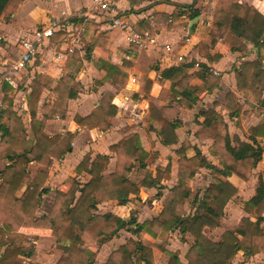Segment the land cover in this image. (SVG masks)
<instances>
[{
    "label": "crops",
    "instance_id": "1",
    "mask_svg": "<svg viewBox=\"0 0 264 264\" xmlns=\"http://www.w3.org/2000/svg\"><path fill=\"white\" fill-rule=\"evenodd\" d=\"M111 1L127 18L132 28L139 32H149L156 37L157 43L147 50L137 52L128 44L120 30L111 28L104 18L93 16L88 21L78 23L79 36L74 44L68 32L56 33L29 67L19 73V76L25 78L22 87H11L6 82L0 84V137L3 128L9 126L8 109L13 110L22 120L26 138L31 140L34 138L30 130L31 111L35 113V120L42 121L44 106L49 108L57 105L60 110L61 103L65 109L63 117L47 119L43 132L49 136L68 133L73 135L70 150L61 159L54 160L48 168V178L44 185L47 191L41 194V205L37 210L39 213H42V209L46 210L56 190H68L73 180L83 186L91 179V175L86 171H76L86 154L90 156V161L99 155H107L109 160L104 173L113 172L116 155L109 147L130 134H136L148 158L145 167L135 163L128 178L138 184L147 173L154 176L157 171H164L170 164L169 170L164 172L158 185L161 187L140 186L137 194L131 196L126 204L118 205L114 200L101 202L97 204V212H113L125 219L133 215L138 222L158 216L169 190L178 183V167L182 159L179 151L183 144L190 145L185 150L187 157L195 154L197 150L216 170H222L219 154L224 151L219 149V154L211 153L215 132L204 124V112L214 109L223 117L232 146H235V137L242 142L253 144L251 130L264 119V108L260 107L250 90L237 87L235 76L240 65L244 63L257 61L261 69H264V35L259 39V43H255L250 33L246 35L248 38L237 37L231 30L225 33L223 39L214 43L210 37L215 17H223L230 3L237 2L245 7H253L264 16V0ZM90 4L91 0H11L0 15V69L5 62L15 57L18 41L33 29L47 24L50 18L58 17L63 12L71 15L88 8ZM243 9L237 8L241 14L244 13ZM165 44L171 46V51L163 48ZM69 48L72 51H68ZM57 54L62 55L60 60H56ZM108 66L115 67L125 76L124 79L122 77V84L117 81L121 75H117L114 81L108 79ZM173 67H180L187 76L179 77L178 88L190 91L199 89L195 102L188 105V101L171 92L172 79H164L161 73ZM201 71L206 74L205 83L195 75ZM64 82L69 84L73 91V95L65 101V97L60 95ZM229 94L232 95L230 107L237 109L233 116L225 109ZM149 98L153 100L154 105L164 108L165 111L161 113L169 119L168 121H174L176 124L175 143L163 144L157 132L151 128ZM112 105L115 107V113L107 116V112L112 111L108 106ZM97 107L104 110L99 112L96 120L85 119L95 112ZM88 122L93 126H89ZM8 140L14 146L18 145V138L10 137ZM256 140L263 153L261 159L248 172L246 180L233 173L223 175L213 168L200 167L187 183L190 197L184 203V210L191 215L198 211L202 193L213 178L230 182L237 188V193L225 205L218 226L215 229H203V233L213 241H219L224 231L235 230L243 217L251 222L256 220L252 212L244 210L246 201L256 194L259 178L264 185V138L256 137ZM6 164L5 159L0 161L1 168ZM26 168L31 180L41 167L31 161ZM199 179L204 180L202 186L197 184ZM24 187L25 184L20 186L17 196H20ZM199 188L202 189L197 191ZM196 195L199 200L194 203ZM47 198L50 200L45 203ZM142 202L158 205L154 211L152 208L150 210L148 205L142 206ZM132 203L138 204V212L131 210L129 205H133ZM109 206H113V209H108ZM126 211L130 212L128 217ZM147 211L151 213L150 216L146 215ZM262 216L259 228L264 235V213ZM18 231L35 236L32 255L24 258L31 259L34 256L42 264H56L64 255L56 248V241L49 229L20 227ZM168 233L165 248L178 250L180 260L186 264L185 254L189 245L180 240L178 230ZM168 233L160 232L157 238ZM142 235L150 239L145 233ZM114 240L113 237L104 244L87 243L85 247L96 251V262L102 263L112 250L125 243L114 247ZM152 241L160 244L157 240ZM46 247L48 252L41 256L43 248ZM261 260L264 261V249L254 255L239 250L229 264H254V261Z\"/></svg>",
    "mask_w": 264,
    "mask_h": 264
},
{
    "label": "trees",
    "instance_id": "2",
    "mask_svg": "<svg viewBox=\"0 0 264 264\" xmlns=\"http://www.w3.org/2000/svg\"><path fill=\"white\" fill-rule=\"evenodd\" d=\"M10 1L0 0V15ZM237 8L238 10L244 8V13H239ZM229 30L234 31L237 37H247L246 35L250 33L255 43H259V39L264 35V16L253 7H245L237 2L230 3L223 17H215L212 23L210 30L212 43L223 39ZM108 70L110 71L108 79L114 81L117 75H121L117 81L122 84V77L124 79L125 76L113 66H108ZM204 74L203 71L195 73L203 83L206 82ZM161 75L164 79H172L171 92L174 95L188 101V105L196 101L199 89L190 91L178 88L179 77H187L180 67L165 69ZM235 76L237 87L250 90L260 107L264 108V94L262 95L264 69H261L260 63L253 61L240 65ZM6 84L13 87L7 82ZM64 84L60 89V95L65 97L63 101L73 95L70 85L65 82ZM231 98L232 95L229 94L225 109L233 116L237 109L230 107ZM149 102L151 128L157 132L163 144L175 143L176 124L162 115L164 108L154 105L151 98ZM56 106L43 107L42 121L35 120V113L31 111L30 130L34 136L31 140L26 138L27 133L22 120L13 110L7 111L9 126L3 128L0 137V161L5 159L7 162L5 166L0 167V264H24L23 258L32 255L35 236L20 233L18 231L20 227L50 230L56 241V248L64 254L56 264H152L156 258L155 250L167 255L166 264H183L178 250H168L164 243L156 244L142 235L145 233L154 239L160 232L175 230H178L180 240L189 245L185 254L186 264H229L239 250L254 255L264 249V235L259 228L264 213V185L261 178L256 194L246 201L244 206V210L252 212L256 220L251 222L248 218H241L237 228L224 231L219 241L210 239L203 233V229L205 227L215 229L218 226L225 205L237 193L235 186L219 178H213L204 189L200 201L198 202V195L194 197L193 202H198V211L194 215L185 212L184 203L190 197V190L187 187L189 179L200 167L216 170L197 150L195 154L187 157L185 150L190 147L188 143L183 144L179 151L182 159L178 167V183L169 190L158 216L138 222L133 215L125 219L113 212L98 213L97 204L114 200L118 205H124L131 196L137 194L140 186H158L164 172L169 170L170 164L164 171H157L154 176L147 173L138 184L129 180L128 176L135 163L145 167L148 158L136 134H130L109 147L116 155L113 172L104 173L109 160L107 155H99L90 161V156L86 154L76 167V171L78 173L86 171L91 175V179L83 186L73 180L68 190H56L48 212L38 215L41 194L47 191L44 185L48 178V168L54 160L61 159L70 150L73 137L69 133L49 136L43 132L47 119L63 117L65 109L62 108V103L60 110ZM108 107L112 111L107 112L109 113L107 116L114 115L115 107L113 105ZM103 110L104 108L97 107V110L85 119L96 120L99 112ZM203 116L204 124L215 132L211 153L219 154V149L224 151L223 154H219L222 170L216 171L223 175L233 173L246 180L248 172L261 159L263 153L256 137L264 138V119L251 130L253 144L242 142L235 137V146H232L223 117L214 109H208ZM88 124L93 126L89 122ZM10 137L18 138L17 146L9 142ZM31 161L36 162L41 168L30 180L26 165ZM22 184H25V187L20 196H17L16 193ZM122 229H129L135 235L136 238L130 240L133 247L129 248L127 244H122L111 251L106 261L97 263V252L87 249L85 245L104 244ZM27 243L30 244L28 247L24 245Z\"/></svg>",
    "mask_w": 264,
    "mask_h": 264
},
{
    "label": "built area",
    "instance_id": "3",
    "mask_svg": "<svg viewBox=\"0 0 264 264\" xmlns=\"http://www.w3.org/2000/svg\"><path fill=\"white\" fill-rule=\"evenodd\" d=\"M93 16L104 18L111 28L120 30L125 35L128 44L137 52L147 50L157 43L156 37L149 32H139L132 28L113 1L91 0L88 8L71 15L63 12L60 16L50 18L47 24L36 27L27 36L21 38L17 43L18 52L15 57L5 62L0 69V84L7 82L13 85L19 73L29 67L37 55L51 42L56 33L68 32L74 44L79 36L78 23L88 21ZM74 32L76 33L74 34ZM163 48L168 52L171 51V46L168 44L163 45ZM67 50L72 51L71 48ZM61 57V54H57L56 60H60ZM214 73L217 74V72ZM132 81H134L133 78Z\"/></svg>",
    "mask_w": 264,
    "mask_h": 264
},
{
    "label": "rangeland",
    "instance_id": "4",
    "mask_svg": "<svg viewBox=\"0 0 264 264\" xmlns=\"http://www.w3.org/2000/svg\"><path fill=\"white\" fill-rule=\"evenodd\" d=\"M24 79L25 78L23 76H21V75L19 76L18 75L17 78L15 79V81L13 82V86H17L18 87V85H21V87H22V85L25 82ZM134 175H136V174L134 173ZM203 181H204L203 179L197 180L198 186H202L203 185ZM201 189L202 188H199L197 191H199ZM53 197H54V195H53ZM52 199L50 200L49 198H47V200H46L45 203H47V201H49V200L50 201L48 202L49 204H47V206L45 208L46 210H43L42 209V213L37 212V214H39V215L46 214L48 212L49 208H50V205H51L52 201H53ZM132 204L133 205H129L130 208H131V210H133L135 212H138V209L136 207L138 204L137 203H132ZM141 205L142 206L148 205L149 206L148 208L150 210H151V208L154 210L157 207L158 203H151V202L150 203H147V202L145 203V202H142ZM108 209H113V206H109ZM129 213H130L129 211L128 212L126 211V216L127 217L129 216ZM150 214L151 213L147 211V214L146 215L150 216ZM134 226L135 225L133 224V227ZM168 236H169V233L166 234L163 237L154 238V239L153 238L152 239L150 238V240H155V241L157 240L156 242H158V243H161L163 240H165L162 243L166 244ZM135 238H136L135 235H133L129 229L122 230V231L119 232V234H117L116 236H114V239H115L114 242L115 243H114L113 246L114 247H117L119 245V243H122V242L124 243L125 242L124 244H127L129 246V248H132L133 247V244L131 243L130 240L131 239H135ZM24 245L26 247H28L30 244L27 243V244H24ZM47 252H48L47 247L45 249L43 248V251L41 252V256L44 255V253H47ZM155 252H156L155 253L156 254V256H155L156 258H155V261L152 264H165L167 262V255L161 253L159 250H155ZM41 256H40V258H41ZM23 261H24V264H42V263H40L41 261H39V259H36L34 256H32L31 259L30 258H24ZM254 264H264V261H262V260L261 261H257V262L254 261Z\"/></svg>",
    "mask_w": 264,
    "mask_h": 264
}]
</instances>
